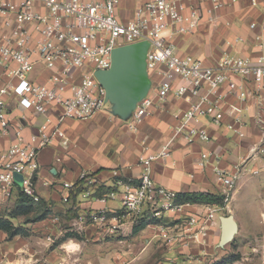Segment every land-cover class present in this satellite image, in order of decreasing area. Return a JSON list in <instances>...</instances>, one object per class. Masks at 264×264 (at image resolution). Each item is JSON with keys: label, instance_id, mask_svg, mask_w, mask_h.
Masks as SVG:
<instances>
[{"label": "built area", "instance_id": "built-area-1", "mask_svg": "<svg viewBox=\"0 0 264 264\" xmlns=\"http://www.w3.org/2000/svg\"><path fill=\"white\" fill-rule=\"evenodd\" d=\"M236 0H231L235 2ZM121 0H0V136L11 131L14 138L0 151V194L11 197L17 188L37 202L35 190L40 151L55 138L67 143L62 122L65 118L87 120L105 108V89L96 79V70L108 69L113 48L137 41H147L146 70L150 86L130 114L127 128L137 132L145 119L156 111H165L172 101L185 102L171 112L172 137L156 151H150L141 140L138 158L141 172L137 181L119 184V190L97 200L120 196L121 206L102 207L79 214L73 225H95L103 234H115L130 221L157 218L166 213L183 215L189 203L175 201L174 190L157 185L152 177V164L172 157L175 137L187 144L209 143L212 136L205 122L244 137L243 113L252 99L264 105V57L255 59L227 52L214 60L182 52L178 39L193 34L203 24H213L227 0H143L132 17L121 19ZM252 5L257 0H251ZM42 6L44 11L38 9ZM254 27V24H251ZM43 77V79H41ZM16 106H8V98ZM58 116L50 115L51 109ZM17 110L18 113L14 114ZM27 112L42 116L36 132L23 135L22 122ZM264 124V122H263ZM264 131V130H263ZM264 153V134L248 155L230 168L221 166L222 154L205 148L198 154L196 165L210 168L222 187V202L232 197L237 181L245 173H256L249 160ZM22 175V185L14 180ZM79 180L86 185L95 181L85 171ZM73 184L65 182L69 190ZM62 201H69L68 193ZM224 207V205H223ZM217 210L188 216L185 238L206 242L215 223ZM180 230L170 241L183 243V220ZM178 234V236H175Z\"/></svg>", "mask_w": 264, "mask_h": 264}, {"label": "crops", "instance_id": "crops-1", "mask_svg": "<svg viewBox=\"0 0 264 264\" xmlns=\"http://www.w3.org/2000/svg\"><path fill=\"white\" fill-rule=\"evenodd\" d=\"M141 1L143 0H121L118 8L119 17L121 19L132 17L134 8ZM37 7L44 11L42 6ZM252 23L254 27H251ZM179 39H183L185 52L209 61L218 59L224 52L252 59L258 56L264 57V0H257L256 5H252L251 0H236L235 2L227 0V4L220 10L219 18L215 23H203L193 34L183 35ZM14 101L12 96L8 98L10 108L16 106ZM177 105L185 107L186 103L172 100L165 111H156L146 118L137 132H132L127 128L130 115L126 119H121L114 115L108 107L87 120L65 118L62 128L67 143L64 145L61 139L55 138L39 154V167L35 180V190L39 200L44 201L52 209L61 207L67 209L72 201L69 200L67 203L62 201L63 195L68 193L63 183L74 184L79 180L78 176L82 171L89 174L95 182L114 187V191L117 192L120 183L137 181L141 172L138 163L142 149L141 140L146 139L150 151H156L166 143L173 135L171 126L175 121L171 112ZM12 111L14 114L18 113L15 109ZM50 115L57 117L58 110L51 109ZM42 119L43 117L38 114L27 112L26 119L22 122L23 135L26 140L30 134L36 132L37 125ZM243 119L245 135L242 138L208 122H205V127L212 136L209 143L195 141L187 144L182 138L175 137L171 144L172 157L157 160L152 164L154 182L174 190L176 195L183 192H210L221 195L222 187L216 181L211 169L197 167L198 153L205 148L219 151L222 154L221 166L224 168H230L240 158L248 155L264 134V105L257 106L250 99L243 113ZM13 138L12 131L7 137L0 136V151L4 150ZM249 162L257 172H245L240 176L231 197L234 206H240L241 202H244L243 206L247 204L248 201H240V195L246 193L252 181H259L261 200L258 205H253L264 206V153L252 156ZM84 187L86 189L78 193L75 200L74 208L78 214L70 218V221L79 214H88L102 207L114 210L121 206L118 193L115 198L107 199L105 203H102L97 200L98 196L93 195L92 184L86 185L84 182ZM164 215L166 217L179 214L166 213ZM249 218L243 221L235 218L239 234L242 235L241 239H238L237 248H241L244 255L247 246L244 237L253 235L251 227L247 224L261 222L260 228L264 230V221L257 216ZM243 222L246 225H243ZM261 242L264 244V241ZM243 258L244 261L237 263L247 264L249 258L247 259L246 255ZM252 258L253 256L250 259ZM253 261L256 260L253 258Z\"/></svg>", "mask_w": 264, "mask_h": 264}, {"label": "rangeland", "instance_id": "rangeland-1", "mask_svg": "<svg viewBox=\"0 0 264 264\" xmlns=\"http://www.w3.org/2000/svg\"><path fill=\"white\" fill-rule=\"evenodd\" d=\"M178 44L185 52L183 39H178ZM105 107L111 110L107 100ZM16 197V191L8 198L0 194V222L10 224L7 229L0 228V264H238L244 261L245 255L249 258L247 264H264L261 222L247 224L253 235L244 237L247 241L245 255L237 248L242 237L239 231L223 247L217 245L220 215L231 214L239 221L257 216L264 221V206H257L261 201L259 181H252L246 193H241L240 201H248L244 206V202L234 206L232 199L226 204L222 200L189 203L183 208L182 217L160 215L149 219L153 223L136 234L132 232L135 224L130 221L110 235L99 233L101 229L91 224L76 228L65 208L50 207L43 212L33 205L21 209L16 204ZM212 209L217 210L216 223L210 228L206 242L187 240L185 224L188 216H201ZM39 216L43 217L38 219ZM182 220L183 243L170 241V235L180 230ZM252 256L256 261L250 259Z\"/></svg>", "mask_w": 264, "mask_h": 264}, {"label": "water", "instance_id": "water-1", "mask_svg": "<svg viewBox=\"0 0 264 264\" xmlns=\"http://www.w3.org/2000/svg\"><path fill=\"white\" fill-rule=\"evenodd\" d=\"M147 41H137L113 48L108 69L96 70L94 75L105 89L106 100L111 112L126 119L136 103L142 99L150 86L146 70ZM17 185H22V175L14 173ZM220 234L217 245L223 247L232 241L238 231V224L231 214L220 215Z\"/></svg>", "mask_w": 264, "mask_h": 264}, {"label": "trees", "instance_id": "trees-1", "mask_svg": "<svg viewBox=\"0 0 264 264\" xmlns=\"http://www.w3.org/2000/svg\"><path fill=\"white\" fill-rule=\"evenodd\" d=\"M92 188L94 190L93 195L101 197L103 195H106L109 192H112L115 190L114 187H107L104 184H100L98 182H94L92 184ZM86 188L84 187V181L83 180H77L73 186L68 190V197L69 200L72 201V204L66 209V213L70 218L76 216L78 213L75 206V200L78 193L82 192ZM17 197H16V204L21 209L28 208L29 206H36L42 209L43 212L48 210L50 207L42 200H38L37 202L32 201L31 198L23 194V192L20 190V188H17ZM222 200V195L216 194V193H210V192H183L178 193L175 197V201L178 203H211V202H220ZM44 215V214H43ZM43 217V216H42ZM41 216L38 217V219L42 218ZM153 222L151 220H140L139 223L133 226L132 232L134 234L138 233L142 229H144L149 224H152ZM10 227V224L3 221L0 222V228L7 229ZM14 231V230H13ZM13 235V232L11 233Z\"/></svg>", "mask_w": 264, "mask_h": 264}]
</instances>
